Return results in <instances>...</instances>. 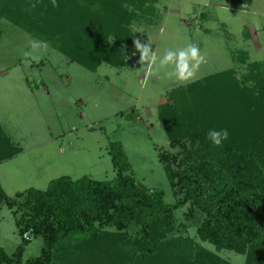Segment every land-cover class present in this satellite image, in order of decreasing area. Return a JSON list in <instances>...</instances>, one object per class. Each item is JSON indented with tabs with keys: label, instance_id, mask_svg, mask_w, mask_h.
Segmentation results:
<instances>
[{
	"label": "rangeland",
	"instance_id": "374dc122",
	"mask_svg": "<svg viewBox=\"0 0 264 264\" xmlns=\"http://www.w3.org/2000/svg\"><path fill=\"white\" fill-rule=\"evenodd\" d=\"M10 1L5 9L0 6V128L15 152L0 162V188L14 207H0V247L13 262L27 264L39 258L43 246L40 238L26 245L17 228L29 213V191H44L61 177L112 181L117 175L114 144L120 145L136 184L161 191L165 204L177 203L159 156L181 151L171 147L159 107L170 95L178 99L177 91L208 76L230 73L239 81L264 70V0H155L151 13L136 11L127 33L110 29L103 38L96 37L98 44L105 40L102 50L110 53L81 56L85 65L43 39L49 26L55 31L65 27L64 12H70L73 0H39L44 11L26 8L28 24ZM36 29L41 30L38 39L33 36ZM137 40L150 43L161 59L168 50L196 44L204 61L194 69L193 79L181 81L171 64L158 61L145 68ZM189 209L186 204L175 212L172 238L196 243L193 251L201 260L204 250L227 264H247L239 247L217 249L201 242L197 231L203 217L196 211L191 217ZM103 231L108 238L120 234L114 227ZM133 231L129 226V240ZM174 245V250H185L180 242ZM100 251L108 252L106 247ZM71 256L75 253L57 254L56 264H73Z\"/></svg>",
	"mask_w": 264,
	"mask_h": 264
},
{
	"label": "trees",
	"instance_id": "16d2710c",
	"mask_svg": "<svg viewBox=\"0 0 264 264\" xmlns=\"http://www.w3.org/2000/svg\"><path fill=\"white\" fill-rule=\"evenodd\" d=\"M14 1L13 8L26 24L30 16L26 8L44 11L39 0ZM7 2L0 0L1 9ZM153 2L70 1V12H64L65 27L44 29L50 31L45 32L44 42L48 39L53 48L85 65L81 56L100 50L110 53L102 50L105 40L98 44L96 37L103 38L110 29L127 33L136 11L151 13ZM39 33L36 29L33 36L38 39ZM176 95L178 99L170 95L166 105L159 107V120L171 147L181 152L161 154L159 159L166 165L177 203L165 204L161 191L150 192L136 184L120 145L114 144L111 154L117 175L112 181L61 177L44 191H29L25 198L29 213L17 228L26 245L40 238L43 246L39 258L27 264H56V255L64 251L75 253L70 257L73 264H227L197 247L204 256L201 260L193 251L196 243L172 238L174 214L186 204L191 217L194 211L203 217L197 231L201 242L217 249L239 247L246 252L247 264H264V70L239 81L230 73L214 74ZM211 129H227L229 137L222 146H214L208 138ZM14 152L0 128V162ZM3 203L14 207L0 188V207ZM129 226L136 230L132 240ZM112 227L120 234L108 238L103 229ZM177 242L185 250H174ZM101 247L108 252L100 251ZM0 264L21 263L13 262L0 247Z\"/></svg>",
	"mask_w": 264,
	"mask_h": 264
},
{
	"label": "clouds",
	"instance_id": "9594fccd",
	"mask_svg": "<svg viewBox=\"0 0 264 264\" xmlns=\"http://www.w3.org/2000/svg\"><path fill=\"white\" fill-rule=\"evenodd\" d=\"M135 48L140 53V62L148 65H155L158 61L161 65L169 64L174 66L173 75L181 81H189L194 78V69L204 61L201 55L200 48L196 44H191L188 47L179 51L168 50L163 58H159L155 51H152L151 44H141L139 40L135 42ZM229 137L227 129H211L208 132V138L216 147L222 146L223 142Z\"/></svg>",
	"mask_w": 264,
	"mask_h": 264
}]
</instances>
